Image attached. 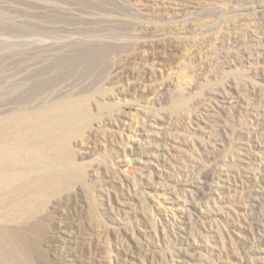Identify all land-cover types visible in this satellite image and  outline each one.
Listing matches in <instances>:
<instances>
[{
	"label": "rangeland",
	"instance_id": "rangeland-1",
	"mask_svg": "<svg viewBox=\"0 0 264 264\" xmlns=\"http://www.w3.org/2000/svg\"><path fill=\"white\" fill-rule=\"evenodd\" d=\"M22 116L57 177L1 260L264 264V0H0V141Z\"/></svg>",
	"mask_w": 264,
	"mask_h": 264
},
{
	"label": "bare ground",
	"instance_id": "bare-ground-1",
	"mask_svg": "<svg viewBox=\"0 0 264 264\" xmlns=\"http://www.w3.org/2000/svg\"><path fill=\"white\" fill-rule=\"evenodd\" d=\"M79 103V102H78ZM79 107L76 108L75 110L78 114H82L87 111L86 104L83 102H80ZM72 105V104H71ZM78 105V104H77ZM69 106V105H68ZM76 106V103H75ZM77 107V106H76ZM68 109V107H66ZM72 110V109H71ZM69 111V109L67 110ZM71 112V111H70ZM75 112V111H74ZM89 115V114H88ZM69 116V115H68ZM76 116V115H75ZM81 116V115H78ZM84 116V115H83ZM86 116V115H85ZM43 117V116H42ZM71 117V116H70ZM73 117V116H72ZM82 117V116H81ZM90 117V116H89ZM84 119V118H82ZM87 119V118H85ZM81 120V119H80ZM43 120L37 125L36 122L32 119L29 118V116H22L17 120L16 123V131L13 133V139L11 141H0V161L4 163L3 169V175L0 177V188H7L11 187L10 192L0 196V208L6 205H12V207L15 206H20L24 205L23 207L27 206V204L24 203L22 200V197L28 196V195H35L39 196L40 194L44 193L46 190L50 189L53 187L55 184L54 182L56 181V175L57 171L55 170L54 166L47 165V166H39L38 164L36 165H24L23 163L25 162V159L20 156V154L17 153V149L19 147L22 148V146H19V144H22L20 141L21 138H26L30 142V146L35 148L36 150V155L38 159L42 162L45 163L47 158L45 157V147H44V139L52 138L50 134V130L48 128H45V124H42ZM56 121V120H55ZM56 123V122H55ZM78 124V123H76ZM34 126H39V130L42 131V133L45 134V136L38 137L33 134L32 128ZM68 126V125H67ZM87 127L86 122H81L78 127H76L77 131H81V129H84ZM70 128V127H69ZM63 129V128H62ZM8 130V128L3 127L0 128V138H5V132ZM61 132V131H60ZM35 133V132H34ZM39 133V132H38ZM48 133V134H47ZM80 133V132H79ZM43 134V135H44ZM68 134V133H67ZM55 135V134H54ZM53 136V135H52ZM57 136V135H56ZM59 136V135H58ZM61 137V136H60ZM63 138V137H62ZM8 139V138H7ZM1 140V139H0ZM24 140V139H23ZM66 141V140H65ZM47 142V141H46ZM64 143V141L62 142ZM65 144V143H64ZM67 145V144H66ZM64 145V146H66ZM19 146V147H17ZM61 146V145H60ZM63 146V147H64ZM61 148V147H60ZM67 148V147H66ZM65 148V149H66ZM62 149V148H61ZM64 149V150H65ZM67 150V149H66ZM65 153V152H64ZM67 153V152H66ZM65 153V154H66ZM64 154V155H65ZM68 154V153H67ZM24 156V155H23ZM52 157V156H51ZM55 158V156H54ZM68 158V157H67ZM24 159V160H23ZM28 159V158H26ZM30 159V158H29ZM23 160V162H22ZM54 160V159H53ZM29 161V160H28ZM38 161V160H36ZM39 162V163H41ZM28 163V162H27ZM67 163V162H66ZM71 163V162H70ZM64 164V163H63ZM16 167H15V166ZM41 165V164H40ZM65 166V165H64ZM62 166V167H64ZM70 167V165H69ZM71 168V167H70ZM68 169V167H67ZM60 170V169H59ZM62 170V169H61ZM73 170V169H72ZM76 168L73 170L75 172ZM78 170V169H77ZM81 170V169H80ZM66 172V169H65ZM64 172V173H65ZM69 173V170L67 171ZM79 173V170L77 171ZM76 172V173H77ZM73 173V172H72ZM1 174V173H0ZM71 174V173H69ZM60 175V174H59ZM72 175H75L74 173ZM70 177V176H69ZM73 177V176H72ZM74 178V177H73ZM78 178V177H77ZM76 178V179H77ZM65 179V178H64ZM70 179V178H69ZM75 179V178H74ZM73 180V179H72ZM78 180V179H77ZM20 182V183H19ZM66 182V181H65ZM62 183V182H61ZM67 183V182H66ZM58 184V183H57ZM63 184V183H62ZM68 184V183H67ZM59 187V185H57ZM63 186V185H62ZM61 186V187H62ZM67 187V186H65ZM64 187V188H65ZM60 191V189H59ZM1 192V191H0ZM48 193L50 194L51 191ZM58 194V191H57ZM28 198V197H27ZM25 198V199H27ZM36 198V197H35ZM34 198V199H35ZM43 199V198H42ZM22 200V201H21ZM36 200V199H35ZM35 202V201H34ZM35 204V203H34ZM34 207H39V206H34ZM33 208V207H32ZM35 208V209H36ZM33 210V209H32ZM5 211V210H4ZM21 211V210H20ZM16 212V211H15ZM36 212V210H35ZM35 212H33L35 214ZM7 213V212H6ZM32 213V214H33ZM4 215V214H3ZM20 215V213H19ZM5 216V215H4ZM17 216V215H16ZM8 217V214H7ZM5 216V218L7 219ZM33 217V216H31ZM29 217V218H31ZM6 222V221H5ZM2 225V224H1ZM10 231V230H9ZM7 232V231H6ZM3 232V233H6ZM2 237V236H1ZM3 238V237H2ZM11 253V251H10ZM14 253V252H13ZM2 253V249L0 248V255ZM9 254V253H8ZM7 254V255H8ZM11 256V255H10ZM9 258V257H8ZM0 264H13L10 259L4 258L3 260L0 259Z\"/></svg>",
	"mask_w": 264,
	"mask_h": 264
}]
</instances>
